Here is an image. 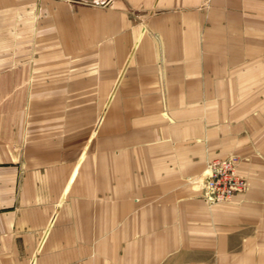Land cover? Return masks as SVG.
<instances>
[{"label": "crops", "instance_id": "crops-1", "mask_svg": "<svg viewBox=\"0 0 264 264\" xmlns=\"http://www.w3.org/2000/svg\"><path fill=\"white\" fill-rule=\"evenodd\" d=\"M0 264H264V0H0Z\"/></svg>", "mask_w": 264, "mask_h": 264}, {"label": "built area", "instance_id": "built-area-1", "mask_svg": "<svg viewBox=\"0 0 264 264\" xmlns=\"http://www.w3.org/2000/svg\"><path fill=\"white\" fill-rule=\"evenodd\" d=\"M192 182L196 192L207 206L228 203L247 189L246 179L238 171V159L234 155L211 159L202 173Z\"/></svg>", "mask_w": 264, "mask_h": 264}, {"label": "bare ground", "instance_id": "bare-ground-1", "mask_svg": "<svg viewBox=\"0 0 264 264\" xmlns=\"http://www.w3.org/2000/svg\"><path fill=\"white\" fill-rule=\"evenodd\" d=\"M196 187H197V185H195L194 183L192 184V188H193V190H196Z\"/></svg>", "mask_w": 264, "mask_h": 264}, {"label": "rangeland", "instance_id": "rangeland-1", "mask_svg": "<svg viewBox=\"0 0 264 264\" xmlns=\"http://www.w3.org/2000/svg\"><path fill=\"white\" fill-rule=\"evenodd\" d=\"M224 157H225V156H224ZM191 183L193 184V182H192V181L190 182V184H191ZM247 187H248V186H247ZM246 191H247V189H246ZM246 191H245V192H246ZM245 192H244V193H245ZM244 193H243V194H244ZM243 194H242V195H243ZM238 196H240V195H238Z\"/></svg>", "mask_w": 264, "mask_h": 264}]
</instances>
